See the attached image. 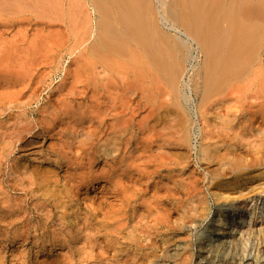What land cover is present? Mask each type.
Segmentation results:
<instances>
[{"label": "rangeland", "instance_id": "1", "mask_svg": "<svg viewBox=\"0 0 264 264\" xmlns=\"http://www.w3.org/2000/svg\"><path fill=\"white\" fill-rule=\"evenodd\" d=\"M251 3L249 8L245 6V8H240V12L238 11L240 16L246 20L238 21L240 16L237 15V21L243 25L241 27L245 31L243 36L246 40L244 39V41L248 42L247 40H249L250 43L252 40L255 41L251 43L252 49L255 45L258 47L262 40L263 44L259 48L261 57L264 59V0H252ZM86 11L89 16L85 23H81L82 14L85 16V12L77 13V15L74 12L77 16L75 17L78 20L77 23L79 19L81 21L80 24H77L78 26L73 23L67 29L70 31L68 38L64 35L65 28L60 30L59 25L65 26L66 22L59 6H55L49 12L46 11L48 13L47 20L51 21L49 26L41 23L34 24L35 21L40 22L41 19H45L41 15L40 8H35L33 11L34 21L27 23V20L24 19L18 24L19 28L17 27V29L21 35L18 33L17 37L21 47L27 48L29 40L37 44L44 42L45 48L39 53L36 51L32 53L33 55H30L32 57L27 55V58L23 52V54L19 53L23 55V58L21 61L19 59L22 56L18 57L16 67L17 76L20 75L14 84L17 106L14 114H11L10 109L0 108V144H2L0 145V264H44L45 262L50 264H87L80 259L86 257V254L91 251L93 242L89 239L98 233L107 236L113 231V212L117 205L112 206L110 178L105 177L106 168L103 166L102 159L105 154L102 149L106 144L99 146L98 136L95 135L93 129V119L89 120L88 117L94 108L91 105L93 98L90 97L94 78L90 77L93 80H91L92 84L84 89L87 91L86 96H80L81 93L77 96L73 94L79 90L78 88L82 89L84 86L85 76L84 73L82 74L80 64L87 56L93 55V53L91 55L86 53L85 47L93 41L94 23L97 15L91 6ZM20 15L28 16L29 13L24 12ZM242 17L241 19H243ZM72 18L74 17L72 16ZM231 22L229 18L223 24L226 27L230 24V28L236 30L237 28ZM252 22L253 26H251ZM165 27L170 33L186 37L191 42L188 65H185L182 75L183 80L189 82V86L183 85L182 89L187 91L190 99L187 101L186 110L183 108L180 98L176 96L177 102L176 97L172 99L167 94V98L164 96L165 94H162L165 102L159 96L161 99L158 100H161L163 104L159 101L161 106L156 110L163 107L161 113L149 115L150 103H147L146 92L136 91L131 96L132 99L129 103L135 110L132 111L130 150L127 158L128 168H131L127 174L136 178L138 174L145 172L150 182L149 191L142 198L132 201L135 205L141 203L136 213L148 210L146 204H150L153 211H148L149 215L146 218L150 224L155 225L158 222L168 224L175 221L181 225V229L168 234L173 239L167 246V254L164 253V256L161 254V249L165 246L161 241L156 246L155 254H160L159 258L163 257V259H158V264H164V262L165 264H176V258L174 259L168 254H174L176 251L180 253L177 258L182 255L185 257L184 264H218L217 260L225 257L233 261L232 264H264V232L260 233L261 227L264 228V184L254 182L253 186L243 185L240 187L241 189L238 186L235 188V185H213L212 181L217 178H212V176L216 175L214 173L219 172L220 168L215 155L218 156L221 153L223 145L226 143L224 138L217 135L216 131L219 132L222 127L221 118L215 116L213 112L216 107L223 105V102L218 104L214 102L213 97H217L219 94L215 92L217 90L213 86L208 87L211 94V96L208 95L209 98L207 95L204 100L200 97L203 91L197 87L200 81L197 68L203 62L201 60L203 53L200 51L197 39L190 37L182 27H173L168 22L165 23ZM22 38L24 40L19 42V39ZM257 41L258 44H255ZM250 43H247V46H250ZM56 45L60 46L56 47ZM41 53H44L46 57ZM245 55L246 60L252 57V53L248 56ZM80 57L82 58L80 59ZM30 58L36 60L33 61ZM40 58L42 59L40 60ZM25 59L29 60L27 61L29 64L32 61L39 63L31 64L32 66L29 65V67L28 63L26 65ZM19 61L25 64L23 69L26 67L31 72L26 73V68L25 72L21 71ZM72 78L75 79L71 80ZM206 84L205 87L210 86L209 83ZM31 87L32 89H30ZM63 88H67V91ZM68 89L71 90V93H68L70 92ZM72 91L74 92L72 93ZM59 93L62 94L59 95ZM3 94L8 95L7 93ZM58 95L60 97L56 98ZM141 95L144 97L141 98ZM170 102L172 105L168 106V103L171 104ZM199 102L201 105L198 104ZM63 110L73 113L69 118L70 121L64 126L58 119L65 114L60 112ZM143 114L145 115L142 116ZM164 115L165 117H163ZM136 119H141V123L139 124ZM152 121L153 123H151ZM142 124L144 128H142ZM176 124L181 125L177 126ZM59 130H62L60 135ZM170 130L174 131L171 133ZM208 132L212 133V137H208ZM146 133H149L150 138ZM183 136H186L184 138L186 141ZM11 140H14L12 144ZM176 140L178 141L176 142ZM183 142L187 143L183 144ZM213 146H217V150H213ZM208 147H210L211 153L203 151ZM74 156L75 158H73ZM108 171L110 174V169ZM172 176H176L177 179L175 191L170 188L172 187V181L170 182ZM54 178L56 179L54 180ZM138 179L141 181L142 177ZM161 182L166 183L169 188L166 187L171 189L167 193L168 199L164 204L154 201L155 199L151 197L156 186L159 190L162 189ZM191 191L193 192L190 193ZM228 194L229 196L226 197ZM126 209L127 214L134 213L130 206ZM183 213L191 215L186 218L187 215L183 216ZM220 215L222 220L219 224L224 223L223 232L221 228H217L219 226H217L218 221L216 220ZM251 220L254 221L252 231L245 232L246 226L242 227L248 221L251 224ZM130 223H133V219H130ZM99 225L102 229L97 232L100 228ZM164 228H166L165 225L162 226V229ZM147 237L160 240V237L154 233L148 234ZM220 239L226 243L227 247L220 249L219 253L212 252L210 257L213 259L210 262H206L205 259L198 256L203 253L198 251L200 246L203 249L209 248L218 243ZM19 254H22L20 263L17 260ZM68 256H70L69 260Z\"/></svg>", "mask_w": 264, "mask_h": 264}, {"label": "bare ground", "instance_id": "2", "mask_svg": "<svg viewBox=\"0 0 264 264\" xmlns=\"http://www.w3.org/2000/svg\"><path fill=\"white\" fill-rule=\"evenodd\" d=\"M251 1L0 0V108L10 109L11 114H14V110L17 106L16 97L14 96V84L20 75L17 76L18 70L16 67L18 57L22 56L19 60L23 58V55H20L19 53H24L25 57L27 58V55L32 57L30 56L32 53H35V51L39 53L45 48L43 46L44 42H39L37 44L35 42H30L29 40L27 41V48L21 47L18 43L17 37L19 33L17 29L19 22H23V20L26 19L27 23H30L33 20L32 14L35 8H40L42 13L41 15L45 19H41L40 22L35 21L34 24L41 23L42 25L49 26L51 25V21L50 19L47 20V12H49L55 6H59L63 12L66 22L65 26H62V24L59 25L60 30H62L64 27V35H66L68 38L70 31L67 29H69L73 23H76V26H78L77 24H80L81 20L79 19V22L77 23L78 20L75 18L77 17V13L85 12L84 14H86L85 16L82 14L81 23H85V20L88 19L89 13L86 10L89 8V6L93 8V11L97 15L94 23L95 34L93 41L85 47L86 53H89L90 55L93 53V55L87 56L86 58L84 57L85 59L83 58V63L80 64V68H82V74L84 73L85 76V79H83V90L81 88H78L79 90H77L75 87L77 92L74 90L75 93H73L74 91H72V93L76 94V96L79 93H81L80 96H86L87 91L84 89H86L88 85L91 86L92 79H90V77L94 78V81L92 80L94 85H92V93L90 95V97L93 98V100H91V105L94 106V108L91 110V114H89L88 117L89 120L93 119L94 128L93 126L92 128L95 131L92 128H90V130L94 131L95 135L98 136L99 146L102 144H106L107 146L102 149L103 154H105L102 160L105 164H103V166L106 168V170L104 169L105 177L110 178V187L112 191L110 194L113 197L112 206L117 205V207L113 212V231L107 236L102 234L100 235L98 233L89 239V241L93 242V246L91 247V245H89V247H91V251L86 254V257L80 259L81 261H85L87 264H158V259H163V257L159 258L160 254H155L156 246L160 244V241L163 243V245H165L163 246L164 248L161 249V254L164 256L167 246L169 245L171 239H173L170 235L168 236V234L175 232L177 229H181V225L175 223V221L174 223L168 224L159 222L155 225L150 224V221L146 219L149 215L148 211H153V208L150 207V204H146L148 210H143V212L136 213L138 207L141 206V203L139 202L137 205H135L132 203V201L142 198L146 192L149 191L150 182L148 176L145 175V172L144 174H138V177L136 178H133L127 174L131 168H128L129 162L127 158L130 150L129 140L131 137L130 125L131 119L133 117L132 111L135 110L133 109L134 107L132 108L129 103L132 99L131 96L135 94L136 91L142 93L143 90L146 92V94L143 93V95H146L144 96L147 98V103H150L149 115L161 113L163 107L158 111L156 110L160 108V102H162L158 99L162 98L164 100L162 94H165L164 96L166 97L167 94H169L172 99L176 96L180 98V102L184 106V109L187 108V101L190 99L187 91L182 89L183 85L186 87L189 86V82L183 80L182 75L185 71V65H188L191 53V42L186 37L167 31L165 27L166 22H168L173 27H182L190 37L197 39L199 43L200 51L203 53L201 55L203 56V59H201L203 62H201L202 64H200L197 68V73L200 78L199 86L197 87L203 91L201 94L202 96H200L201 99L204 100L206 95L211 96L210 92L208 91V87L213 86L217 90L215 92L219 95H217V97L214 96V99H212L217 104L223 102V105L216 107L213 114L221 118L220 122L222 127L219 129V132H216L218 136L224 138L227 144L224 143L221 153L218 156L215 155L219 161L220 168L219 172H215L214 174L216 175L212 176V178H217L216 180L212 181L213 185H235V188L236 186L240 188L243 185L251 187L253 186L254 182H258V184H264V59L261 57V49L259 48V46L261 47L263 43H261V40V45L259 44L258 47L255 45L253 50L251 48V43L255 41L252 40V42L250 40L251 43L249 40H247L248 42L244 41L245 38L243 35H245V31L243 30V27H241L242 24L240 25L238 23L239 20H246V18L244 19L242 16H240V8H245V6H248L247 8H249ZM24 12H28L29 15L21 16L20 14H23ZM74 12H76V15ZM237 15L240 16L238 21ZM72 16L74 18H72ZM241 17L243 19H241ZM229 18L232 21L231 23L234 24L233 26L237 28L236 30H232L230 28V24H228L229 22L226 23L229 27H226V25L223 24L224 21H228ZM73 19L75 20L74 22ZM251 26H253V22ZM24 35L22 36L24 37ZM19 40V42H21V40H24V38ZM61 43L62 40L59 44L61 45ZM247 43H250V46H247ZM255 44H258V41ZM59 46L56 45V47ZM245 53L247 56L252 53V57L249 60H246L244 57ZM41 54L44 55V53ZM44 57L46 56L44 55ZM81 58L82 57H80V59ZM28 59H25L26 65L28 63L27 61H29ZM41 59L42 58H40V60ZM71 59L73 60V58ZM33 61L30 62L32 65L37 62L36 61L33 63ZM31 64L28 63V66ZM24 65V63H21L19 66L22 68ZM25 68H22L21 71L24 70L25 72ZM28 71L29 70L27 69L26 73L31 72ZM75 78H72L71 80H74ZM205 83H209L210 86L205 87ZM71 86L72 84L70 87ZM32 87L30 89H32ZM70 87L68 86V88ZM206 88L207 91H205ZM64 90L67 91V88ZM207 92H209V94H206ZM212 92L213 91H211V93ZM215 92L213 93L215 94ZM3 93H7L8 95ZM68 93H71V90ZM60 94L62 93H59V95ZM59 95L56 96V98L60 97ZM143 95H141V98L144 97ZM159 96H161V98H159ZM166 97L165 99L168 98ZM177 97L175 98L176 101ZM61 98L63 99V96ZM198 104L201 105L200 102ZM131 105L134 106V104ZM169 105H172V103H168V106ZM168 106L166 105V107ZM141 107H139V109H141ZM175 107L177 108V106ZM172 109L175 108L172 107ZM44 112L47 113V111ZM60 112L65 113L58 118L60 121H62V126H64L70 121L69 118L73 113L71 111L69 112V110H63ZM144 115L145 114L142 116ZM163 117H165V115ZM140 120H137L139 121V124L141 123ZM151 123H153V121ZM166 124L168 126L167 122ZM180 125L181 124H178L177 126ZM141 126L144 128L143 124ZM137 127H139V125ZM142 128L140 127V129ZM61 131L62 130H59V132L57 131L59 135ZM170 131L172 133L174 130ZM211 135L212 133L208 132L209 138L212 137ZM148 136L150 138V135ZM214 136L215 135H213V138H215ZM184 138H186V136H183V139ZM16 139L18 140V137ZM178 140H176V142ZM13 141L14 140L10 141L11 144ZM108 143H110V145H108ZM185 143L187 142H183V144ZM213 150H217V146H213ZM203 151H208V153H211L210 147L204 148ZM73 158H75V156ZM108 169H110V174L108 173ZM139 177H142L141 181H139ZM55 179L56 178H54V180ZM170 179V182L172 181V187L170 188L175 191V184H177L176 176H172ZM238 182H240V185H238ZM160 186L162 189L159 190L158 186H156L151 197L155 199L154 201L164 204L168 199L167 193L171 189H168L169 187L166 185V183L161 182ZM186 189L190 190L189 188ZM192 192L193 191L190 193ZM227 196H229V194L226 195V197ZM128 206H130L134 212L133 217V214L130 215L126 213V208ZM182 215H187V218L191 214L183 213ZM130 219H133L132 224L130 223ZM221 220L222 218L220 215L216 220L218 221L217 226H219L217 228H221L223 232L224 223L219 224ZM253 223V220H251V224L250 221H248L242 227L244 228L246 226V229L243 230L245 232H251ZM163 225H165L166 228L162 229ZM100 226L101 225H99V227ZM101 229L102 227H100L97 232H99ZM261 229L263 231L260 230V233L264 232V228L261 227ZM152 233L159 236L160 240L155 239L154 237H147L148 234L151 235ZM234 239L236 241V236ZM226 247V243L220 239L218 243H216L214 246H210L209 248L203 249L202 246H200L198 251L203 253L198 256H200L201 259H205L206 262H210L211 259H213L210 257L212 252L219 253L221 252L220 249H226ZM148 250L149 252H147ZM168 254H170L172 258H176V264L185 263V257L183 255L177 258V256L180 254L178 251H176L174 254ZM67 259L69 260L70 256H68ZM17 260L18 263H20L22 260V254L18 255ZM232 262L233 261L227 259L226 257L217 260L218 264H232ZM44 264L50 263L45 262Z\"/></svg>", "mask_w": 264, "mask_h": 264}]
</instances>
